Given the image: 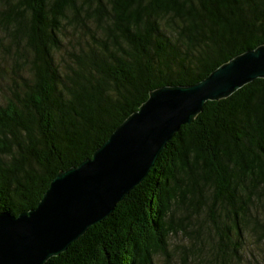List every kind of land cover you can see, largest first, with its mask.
Segmentation results:
<instances>
[{
	"label": "trees",
	"instance_id": "trees-1",
	"mask_svg": "<svg viewBox=\"0 0 264 264\" xmlns=\"http://www.w3.org/2000/svg\"><path fill=\"white\" fill-rule=\"evenodd\" d=\"M261 45L264 0H0V213L36 209L153 91ZM178 237L200 256L210 244L213 264H234L251 239L264 253V78L208 101L115 211L46 264H155L178 255Z\"/></svg>",
	"mask_w": 264,
	"mask_h": 264
},
{
	"label": "water",
	"instance_id": "water-1",
	"mask_svg": "<svg viewBox=\"0 0 264 264\" xmlns=\"http://www.w3.org/2000/svg\"><path fill=\"white\" fill-rule=\"evenodd\" d=\"M264 78V45L213 71L200 83L151 93L94 156L61 172L36 209L0 213V264H46L110 216L143 182L161 151L195 121L208 101L230 97Z\"/></svg>",
	"mask_w": 264,
	"mask_h": 264
},
{
	"label": "rangeland",
	"instance_id": "rangeland-1",
	"mask_svg": "<svg viewBox=\"0 0 264 264\" xmlns=\"http://www.w3.org/2000/svg\"><path fill=\"white\" fill-rule=\"evenodd\" d=\"M2 85L3 82H0V100H3L2 96ZM177 244L182 246L179 249L178 255L174 254L170 258H166L164 256H158L155 258V264H213L212 263V247L210 244H205L203 246V250L200 249L202 255L193 254L192 250L195 247L191 246V242L189 239L184 237H178L175 239ZM190 245V247H189ZM187 246L188 249H184ZM261 247L264 249V244L261 243ZM259 246L256 244L255 239H251L246 249L243 252L236 256L234 259L236 260L234 264H257V259L262 257L264 259V253L258 251ZM199 249V248H198Z\"/></svg>",
	"mask_w": 264,
	"mask_h": 264
}]
</instances>
